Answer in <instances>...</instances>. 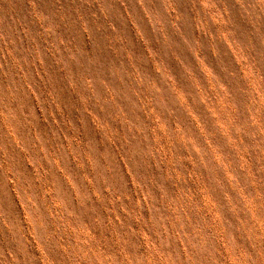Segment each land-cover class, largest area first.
I'll return each mask as SVG.
<instances>
[{
	"label": "rangeland",
	"instance_id": "obj_1",
	"mask_svg": "<svg viewBox=\"0 0 264 264\" xmlns=\"http://www.w3.org/2000/svg\"><path fill=\"white\" fill-rule=\"evenodd\" d=\"M0 264H264V0H0Z\"/></svg>",
	"mask_w": 264,
	"mask_h": 264
}]
</instances>
